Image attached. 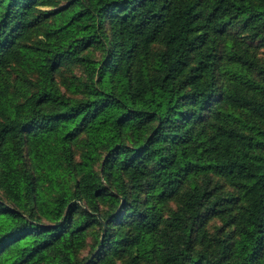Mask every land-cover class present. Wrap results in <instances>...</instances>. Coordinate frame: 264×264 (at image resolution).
I'll return each instance as SVG.
<instances>
[{"label": "trees", "instance_id": "trees-1", "mask_svg": "<svg viewBox=\"0 0 264 264\" xmlns=\"http://www.w3.org/2000/svg\"><path fill=\"white\" fill-rule=\"evenodd\" d=\"M0 264H264V0H0Z\"/></svg>", "mask_w": 264, "mask_h": 264}]
</instances>
